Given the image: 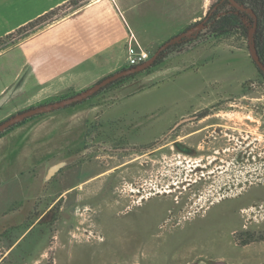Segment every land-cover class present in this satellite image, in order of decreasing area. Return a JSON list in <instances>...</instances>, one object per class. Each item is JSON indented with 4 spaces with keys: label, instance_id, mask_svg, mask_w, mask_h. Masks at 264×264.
I'll use <instances>...</instances> for the list:
<instances>
[{
    "label": "rangeland",
    "instance_id": "374dc122",
    "mask_svg": "<svg viewBox=\"0 0 264 264\" xmlns=\"http://www.w3.org/2000/svg\"><path fill=\"white\" fill-rule=\"evenodd\" d=\"M89 1L68 2L34 27L3 38L0 88L16 73L14 86L19 85L27 72L24 52L16 44ZM201 2L206 1L117 2L127 27L122 52L126 66L129 47L138 49L131 40L151 57L160 47H156L158 42L164 44L184 30ZM98 72L90 69L80 77L61 76L58 82L72 81L69 90L60 88L58 82L36 86L31 80L9 103L14 104L0 113V119L28 106L74 96L97 83ZM86 106L91 112L84 139L65 157L54 159L46 169L34 168L30 177L13 170L1 174L0 224L16 223L15 230L2 229L0 256H6L1 264H264V243L244 250L235 245L236 234L246 229H257L256 238L264 239V82L252 63L248 41L232 37L195 44L122 85L55 111ZM191 117L235 119L246 130L243 137L249 136L245 142L252 141L247 161L219 174L223 186L209 180L171 185L170 155L158 157L151 150L110 151L126 142L155 139L129 129L131 123ZM58 163L64 166L47 180L48 170ZM26 180L27 196L8 203L10 192L19 196ZM30 194L32 199L24 206ZM15 240L16 248L6 253Z\"/></svg>",
    "mask_w": 264,
    "mask_h": 264
},
{
    "label": "crops",
    "instance_id": "0c3cea01",
    "mask_svg": "<svg viewBox=\"0 0 264 264\" xmlns=\"http://www.w3.org/2000/svg\"><path fill=\"white\" fill-rule=\"evenodd\" d=\"M70 1L0 0V39ZM126 1L90 0L87 4L79 6L45 28L31 34L23 43L16 44L15 46L22 48L24 52L23 66L27 68V72L19 85L14 86L18 79V73H16L8 84L0 88V113L14 104V102L9 103L15 100L18 91L31 80H34L36 86L47 85L50 82H58L61 76L80 77L88 73L90 69L93 71L100 69L97 74V81H100L126 67V58L123 60L122 52L126 46L127 27L118 12L117 4L118 2L125 5ZM205 1V3L201 2L198 11L190 16L184 30L173 34V38L183 34L189 25L203 19L212 2H216V0ZM131 41L136 48L140 49L135 39ZM129 42L128 39L127 43ZM158 43L156 47L162 45V42ZM196 50H202V48ZM70 81L57 84L60 88L69 90ZM6 94L8 95L5 96ZM22 111L25 109L19 112ZM90 112L89 106L53 111L33 117L2 136L0 138V177L7 170L19 171L29 176L34 168L46 169L54 159L65 157L66 152L82 143L86 125L90 120L88 119ZM52 113L54 115H50ZM12 115L14 113L0 119V123ZM97 176V174L92 175L68 188L67 191L72 192L77 185L80 186ZM28 181L26 180L19 188L18 198L13 191L10 192L11 198L8 203L20 202L27 196ZM63 193L65 191L59 198ZM1 212L0 199V217ZM1 234L0 229V245ZM16 244V240L10 243L6 253L13 252ZM5 256L6 254L0 256V264Z\"/></svg>",
    "mask_w": 264,
    "mask_h": 264
},
{
    "label": "flooded vegetation",
    "instance_id": "af4514ba",
    "mask_svg": "<svg viewBox=\"0 0 264 264\" xmlns=\"http://www.w3.org/2000/svg\"><path fill=\"white\" fill-rule=\"evenodd\" d=\"M243 124L247 125L246 122H242ZM135 128L141 130V134L153 135L155 139L139 143L126 142L121 149L114 148L110 151L129 153L151 150L158 157L163 153L170 155L169 167L172 175L171 181L168 182H171V185L192 180L193 182L209 180L211 184L223 186L219 174L225 170L235 169L236 164L240 166L251 155L252 141L245 142L249 136L243 137L242 132L246 130L242 129L235 119H143L131 123L129 129ZM245 148L248 149L242 152ZM228 160L232 164L231 168H228L229 163L227 167L225 166ZM157 163L161 164V161L158 160ZM192 176L198 177L192 179ZM160 183L161 180H158L157 184ZM15 227L16 225L9 230H15ZM256 231L257 229H246L242 233H237L235 245L244 250L264 243V239L256 238L258 234Z\"/></svg>",
    "mask_w": 264,
    "mask_h": 264
},
{
    "label": "trees",
    "instance_id": "16d2710c",
    "mask_svg": "<svg viewBox=\"0 0 264 264\" xmlns=\"http://www.w3.org/2000/svg\"><path fill=\"white\" fill-rule=\"evenodd\" d=\"M76 1L78 0H71L70 3L72 2L74 3ZM55 10L50 11L49 13L28 23L27 25L19 28L15 32H22L31 27H34L41 21L53 15ZM207 17L208 18L203 26V29H201L199 32H195L191 34L189 37H182L180 41L172 44L171 46L163 50L151 68L141 73L120 78L115 82L109 84L108 86L104 87L103 89H101L92 97L98 96L103 92L109 91L119 85H122L127 80L132 79L139 74L149 72L151 69L160 65L172 53L186 50L187 48H190L195 44L201 45L209 40L218 41L232 37H236V39L238 40L248 41L249 32L252 28H253V37H252L253 47L254 50L256 51V54L259 57V60L264 65V0H217L215 3H213L210 6L209 11L207 12ZM203 19L189 25L187 29L184 31V33L189 32L192 29L196 28L203 21ZM10 35L6 36V38L9 37ZM1 41L2 39H0V42ZM253 65L260 79L264 82V75L258 71L254 63ZM129 68L132 67L126 66L121 70H126ZM29 120L31 119L21 121L20 123L10 127L5 132L0 134V138L5 134H7L8 132L12 131L14 128L26 123ZM31 199H32V195L30 194L27 197L24 206H26V204L29 205ZM14 222L11 223L9 226L0 224L1 225L0 227L1 229L7 231L16 225Z\"/></svg>",
    "mask_w": 264,
    "mask_h": 264
},
{
    "label": "water",
    "instance_id": "95a60500",
    "mask_svg": "<svg viewBox=\"0 0 264 264\" xmlns=\"http://www.w3.org/2000/svg\"><path fill=\"white\" fill-rule=\"evenodd\" d=\"M207 18L208 17L206 15L204 17L203 21L196 28L192 29L191 31L183 33L177 37H174L171 40L162 44L155 51V53H153V55L151 57H149L143 63H141L135 67L126 69V70L117 71V72L103 78L102 80L98 81L97 83L92 85L90 88H88L84 91H81L80 93H78L74 96L61 99L57 102L50 103L48 105H42V106L34 107L31 109H27L25 111L19 112L15 115L9 117L8 119H6L5 121L0 123V134L5 132L10 127L20 123L21 121L31 119L33 117L43 115L46 113H50V112L55 111V110L64 109L66 107L73 106V105L78 104V103H82L83 101H86L87 99L94 96L97 92H99L104 87L108 86L109 84L115 82L116 80H118L120 78L144 72L145 70H147L153 66L154 62L157 60L158 56L160 55V53L163 50H165L166 48H168L172 44L180 41V39L182 37H189L191 34H193L195 32H199L201 29H203V26H204L205 22L207 21ZM252 37H253V28L249 32V39H248V43L250 46V56H251L252 62L255 64L258 71L264 75V65L261 63L258 55L256 54V51L254 50L253 43H252ZM197 118L198 117H191V118H187V119H197ZM63 166H64V163H58V164L53 165L48 170L46 179L48 180V179L52 178L54 176V174L56 172H58Z\"/></svg>",
    "mask_w": 264,
    "mask_h": 264
},
{
    "label": "built area",
    "instance_id": "2783aa9c",
    "mask_svg": "<svg viewBox=\"0 0 264 264\" xmlns=\"http://www.w3.org/2000/svg\"><path fill=\"white\" fill-rule=\"evenodd\" d=\"M150 57V54L145 50L134 49L129 47L127 53V66L135 67L144 61H146Z\"/></svg>",
    "mask_w": 264,
    "mask_h": 264
}]
</instances>
